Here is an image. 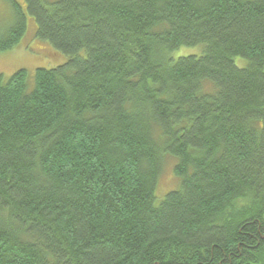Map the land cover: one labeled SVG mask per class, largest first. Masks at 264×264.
<instances>
[{
  "label": "trees",
  "instance_id": "trees-1",
  "mask_svg": "<svg viewBox=\"0 0 264 264\" xmlns=\"http://www.w3.org/2000/svg\"><path fill=\"white\" fill-rule=\"evenodd\" d=\"M24 1L69 60L0 77V264H264V0Z\"/></svg>",
  "mask_w": 264,
  "mask_h": 264
},
{
  "label": "rangeland",
  "instance_id": "rangeland-1",
  "mask_svg": "<svg viewBox=\"0 0 264 264\" xmlns=\"http://www.w3.org/2000/svg\"><path fill=\"white\" fill-rule=\"evenodd\" d=\"M22 5L27 17V31L19 44L13 49L0 53V77L6 84L11 76L19 70H26L28 74V87L31 90L35 84V72L39 68L52 69L65 64L69 57L56 50L48 41L37 37V24L29 14L24 0H17ZM53 1V0H47ZM14 24V15L10 3L0 0V36ZM202 54V46L183 47L174 53V58L181 56ZM239 66H244L245 61L239 60ZM163 171L158 179L155 191V206L158 207L166 195L171 191L181 189V180L175 176L174 169L178 161L167 153H164Z\"/></svg>",
  "mask_w": 264,
  "mask_h": 264
}]
</instances>
